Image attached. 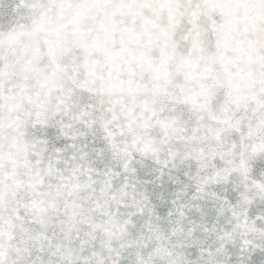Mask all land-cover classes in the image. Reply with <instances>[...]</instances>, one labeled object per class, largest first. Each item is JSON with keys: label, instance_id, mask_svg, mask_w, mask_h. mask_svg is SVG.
I'll use <instances>...</instances> for the list:
<instances>
[{"label": "snow or ice", "instance_id": "1", "mask_svg": "<svg viewBox=\"0 0 264 264\" xmlns=\"http://www.w3.org/2000/svg\"><path fill=\"white\" fill-rule=\"evenodd\" d=\"M48 129L67 143L50 149ZM89 136L119 170L94 166ZM145 159L157 179L194 165L190 200L214 197L230 227L185 231L184 209L200 211L178 203L185 184L165 232L137 189L134 164ZM256 161L264 0H0V264H121L126 253L128 264H228L237 243L247 264L264 254V216L248 215L264 200ZM229 183L235 203L206 191ZM201 228L215 247L193 236Z\"/></svg>", "mask_w": 264, "mask_h": 264}, {"label": "water", "instance_id": "2", "mask_svg": "<svg viewBox=\"0 0 264 264\" xmlns=\"http://www.w3.org/2000/svg\"><path fill=\"white\" fill-rule=\"evenodd\" d=\"M47 135L50 141V149L53 145H55V147H63L67 143V141L63 139L57 140L55 138V129H48ZM81 143H88L89 159L94 161L95 167L101 170L105 169L106 167H113L114 170H119V165L116 163V161H113L111 159L110 153L105 151L101 155H97L95 151H91V149L93 148H103L104 146L102 142H92V137L89 136L87 140H82ZM70 152L71 149H69V153ZM136 159L139 160L140 158L136 157ZM134 166L137 169L136 178L141 182L137 185V189L146 190L150 194L152 202L156 205V211L161 216L160 224L165 232H167V229L169 227V224L167 223L169 219L167 217V210L169 207H171L169 201L174 198V193L178 189H182L185 184L188 185L187 195H185L178 203L192 205L198 204L200 206L199 212H197L194 207L191 209V211H189L188 208L184 209L186 213V219L182 221V227L185 231H187L189 227H194L196 224L207 227L209 230H211L213 225H215L218 231L221 227L225 229L230 227V225L226 223L229 214L225 213L224 216H219L217 214V208L219 207L220 202H218L214 197L205 196V198L202 200H190L194 189L192 187L191 181L184 175V173L188 172V175L191 176L195 171L194 165L189 168L188 164H184L180 165L175 170H171L170 174L172 179H169V171L171 166H169V168L163 169L165 175L160 179H157L159 173L155 171V169H157L159 166L154 164L152 160L145 159L141 163L134 164ZM262 170H264V161L254 162L253 175L258 177L260 171ZM232 179L234 182L239 183L238 178L233 177ZM173 180H176L177 182L173 183ZM144 181H148V183H144ZM120 182H122V178ZM116 183L117 181L114 180V184ZM206 191L215 192L218 196H226L232 203H235L238 199V192L233 190L232 183H229L228 185H211L206 189ZM161 195L163 197L162 199H160ZM124 211V209H121V212ZM248 215L250 219H254L257 215L264 216V200L256 198L249 206ZM145 218L146 217L139 216L133 218L136 223V228L132 229L134 235L136 231L141 228V225L143 224ZM173 219L175 218L173 217ZM190 221L191 224L189 223ZM260 223L261 221L258 220L257 224L259 225ZM193 236L198 237L201 240H205V247L209 245L213 247L216 246L215 244H213L214 237L209 233H204L202 228L197 229L193 233ZM227 248L229 252L228 264H238V261L240 259L238 255L239 243H237L236 247L228 245ZM184 253L191 260H195L198 258V250L195 247L184 249ZM125 256L126 258L121 261V264H128L129 259H131V257L127 256V253L125 254ZM262 261H264V254L254 253L248 260L247 264H261Z\"/></svg>", "mask_w": 264, "mask_h": 264}]
</instances>
